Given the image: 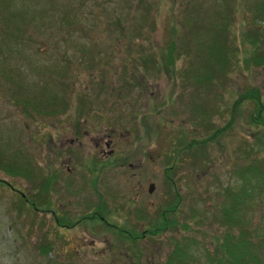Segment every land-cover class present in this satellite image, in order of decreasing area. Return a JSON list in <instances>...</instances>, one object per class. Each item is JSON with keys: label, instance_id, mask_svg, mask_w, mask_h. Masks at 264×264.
Returning <instances> with one entry per match:
<instances>
[{"label": "rangeland", "instance_id": "374dc122", "mask_svg": "<svg viewBox=\"0 0 264 264\" xmlns=\"http://www.w3.org/2000/svg\"><path fill=\"white\" fill-rule=\"evenodd\" d=\"M12 1L16 6L20 0L6 1L7 6ZM29 1L35 6L41 2H58ZM74 1L81 4L82 12H85L76 16L75 12H71L70 20L91 28L96 21L88 16V12L95 13L102 21L100 24L109 27L104 21L110 22L116 16L121 18L124 15L140 17L144 15V6H147L148 14L144 16L147 21L141 33L134 35L135 48L147 46L152 49L163 45L168 38V23L171 19L177 27L179 38L190 32V22L195 21L193 14L198 13L203 17V23L208 19L214 25H221L228 18V36L238 46L239 56L243 51L249 54L254 47L249 42L252 33H246V30L255 29L260 18H254L253 11L256 6H264V0H127L126 3L123 0ZM224 2L227 3L225 7ZM185 4L188 9H184ZM48 8L60 13L59 7ZM33 11L30 7L24 8L27 14ZM218 12H224L225 15L219 17ZM182 13L181 19L186 15L188 19L179 20ZM121 21L129 23L127 20ZM61 27L58 24L46 25L45 32L52 30L53 37L61 42L65 37V25L63 29ZM34 28L25 29L30 43L20 40L11 42L20 51L31 53L35 62L38 59L46 61L50 65L49 74L60 69L58 76L52 73L53 76L46 78L49 82L47 87L55 91L57 98L63 97L66 106L61 107V102H58L56 113L43 114L31 110L30 114H26L14 101L18 94L13 89H7L4 85L7 81L0 77L1 163L11 162L16 168L26 170L24 173L12 174L0 165V180L3 181H0V264H162L173 240L186 234L193 235L197 240L195 244L190 242L195 263L207 264L202 254L204 248L209 247L211 232L217 228L215 223L208 222L211 221V210L222 198L219 187L230 184L237 186L240 179L232 174V170L242 164L247 155L250 157L255 154L253 152L258 146L255 145L256 137L261 141L259 147L262 148V151L256 152H263L264 160V129L246 122V107L239 112L238 120L234 121L220 142L208 147L211 158L218 160L216 163L213 161L204 167L201 158H196L193 161L184 160L175 169L173 178L180 192L175 216L180 223L176 228L159 235L146 236L132 242L124 241L114 238V230L98 219H81L69 227L57 226L50 211L22 210L19 203L25 197L20 192L26 197L33 196L36 190L34 183L42 175L50 180V174L55 172L56 180L47 195L52 199V207L62 221H73L90 209L82 199L89 197L90 202L97 204L98 196L101 195L102 205L105 206L103 216L107 222L135 229L145 227L155 209L169 197L163 178L164 154L170 151L176 137L180 138L182 132L190 137L196 131L188 119L184 121L185 114L189 116L190 113L187 106L190 101H187L190 98L188 91L193 92L196 99L211 105L213 121L221 123L227 115V105L238 90L255 84L264 99V63L244 67L240 61L226 75L217 77L208 94H201L202 87L195 76L187 75L182 77L185 82L181 80L182 69L187 66L196 67L198 59L180 57L176 61L174 75H171L170 70L165 71L161 64H158L160 68L156 71L143 68L139 61L138 67L142 72L135 71L132 74L131 67L123 69L125 59L119 56L108 62L88 63L82 61L83 56L80 59L77 52L73 55L70 51L75 49L83 55L88 53V49L83 46L86 45L84 39L101 38L96 40L101 50L107 47L108 41L117 38L108 30L100 31L101 28L97 30L95 26L89 34L72 32L73 38L78 34L80 37L68 48L67 58L70 57V63L62 64L49 57V50L42 46L44 36ZM3 30L0 26L1 42L6 40ZM197 30L198 33L194 34L197 39L198 36L201 41L209 38L210 33L204 24L202 30L198 27ZM241 38L244 39L243 45L239 44ZM260 40L256 48L264 53V38L260 37ZM1 45L3 49L0 56H4L7 42ZM120 45L128 46L124 42ZM193 46L197 47L195 40ZM11 53L13 56L5 57L2 61L9 59L5 63L12 74L16 70L24 72H18L20 79L14 83L12 81V84L20 89L21 81L34 83L35 90L31 94L37 96L35 91L42 85V73L37 70L33 74L25 71L18 54L13 50ZM65 67H68L67 70ZM191 82L199 88L194 89ZM23 88L26 90L27 85ZM36 98L40 99V94ZM82 98L87 99V106H83V111L77 116V107L82 106ZM244 135H248L247 142L254 143L251 145L253 148L256 146L250 153L241 147ZM97 161L101 162V167H94ZM97 168L100 170L96 175ZM151 182L153 188L148 191ZM42 201L39 197L38 202ZM243 217L264 230V203L245 209ZM182 222L187 226L180 225ZM38 244L44 246L37 247Z\"/></svg>", "mask_w": 264, "mask_h": 264}, {"label": "trees", "instance_id": "16d2710c", "mask_svg": "<svg viewBox=\"0 0 264 264\" xmlns=\"http://www.w3.org/2000/svg\"><path fill=\"white\" fill-rule=\"evenodd\" d=\"M6 1L9 0H0V26L4 29L2 32L4 34L3 36L6 38V40H3L2 42L0 40V53L3 49L1 44H6L7 42L3 53L4 56H0V77H4V80L7 81L5 84L3 83L7 89H13L14 91H12L15 94H18V96L14 98V101L16 104L20 105L21 109L26 114H30L31 110L43 114L56 113L59 108V106H56L58 102H61V107L66 106V102L62 99L63 97L58 96L57 98L55 91L50 90L47 87L49 82L46 78L53 76L52 73H54L51 71L49 74L50 65L48 63L47 65L45 63L46 61L44 62L43 59H38V62H35L31 53L27 54L25 51H20V48L16 47L11 42L20 40L24 43H30V37L27 35L28 33L25 32V29L28 27H35L34 30L41 36H44L42 39V46L44 49L49 50L47 54L52 60L56 59L58 62L61 61L62 64L70 63V57L67 58L68 48L73 46L74 42H77L80 37V34H78L76 38H73L72 32L76 31L89 34L90 30L95 26L97 30L101 28L100 31H102V29L108 30L110 34H115L117 38L115 41H108L107 47L101 50H99L100 45L98 41H96L101 40V38L93 40L92 38L84 39V44L86 45H82L88 49V53L84 54L86 57L78 52V50L72 49L70 51L73 55L77 52V56L80 59L83 56L82 61H88V63L99 64L103 61L108 62L119 56L125 59L122 64L123 69H125L126 66L131 67L132 74L135 73V71L142 72L138 67L137 62L139 61L141 65H143V68L149 70L153 68L156 71L160 68H158V64H161L165 71L170 70L171 75H174L176 74V61L180 57L187 56L190 60L198 59L199 64L196 67L187 66L182 69L181 80L185 82V78L182 77L187 75L195 76L196 81H199L202 87V89H200V92H202L201 94H208L213 89L210 88L212 84L217 81V77L220 78L226 75L235 64L237 65L240 61L243 63L244 67L250 64L264 63V53L262 50L256 48L260 44V37L264 38L263 4L256 6V9L253 11L254 18H260L258 19V24L255 29L246 30V33L248 31L252 33V39L249 42L254 47L249 54H246L243 51L242 55L239 56L238 46L235 45L232 41L233 39L228 36L227 29L228 23L230 22L228 18L226 20L227 22L224 21L221 25H214L208 19L203 23V17H200L198 13L194 15L191 12L195 17V21L190 22V32L187 33V36L184 34L182 37L178 38L177 27L174 26L173 20L171 19L168 23V38L163 45L161 44L160 47L152 49L147 46L135 48L133 47L135 46V44H133L135 42L133 41L135 37L134 35L139 32L141 33L142 26L147 21V17H144L148 14L147 6H144V15L142 14L140 17H129L124 15L121 16V18L116 16V18L111 19L110 22L104 21L109 27L100 24L102 21L99 20L95 13H93V15L88 12V16L96 21V24L91 28L82 26L80 22L70 20L71 12H75L74 16L85 12L84 10L82 12V5L77 4L78 2L74 0H58L57 3L49 2L48 4H43L41 2L39 6H35L29 0H20L16 6L12 4V1L9 6H7L8 3ZM123 1L125 3L127 2V0ZM208 5L211 6L210 3ZM52 6L59 7L60 13L52 12L53 10L50 11L48 7ZM223 6H227V3L224 2ZM29 7L34 11L27 14L24 12V8ZM184 9H188L187 4L184 5ZM87 10L90 11V9ZM259 12H261V14H259ZM218 14L219 17L225 15L224 12H218ZM83 15L86 16V14ZM172 18L175 19V16H172ZM181 18H183V13L182 16L179 17V20L188 19L187 15L184 19ZM196 18H199L198 22L200 23V27L199 23H196ZM121 20H127L129 23H124ZM57 24L58 26H62L61 29H63V25H65V37L61 42L59 41L60 39L54 38L55 36L53 37L54 34L52 30L45 32L46 25L55 26ZM203 24L210 33L208 35L209 38L206 41H201L202 39H200L199 36L197 39L194 35L198 33L197 27L199 30H202ZM193 40L197 42V47L193 46ZM121 42H124L128 46L121 47ZM239 42V44L243 45L244 39L241 38ZM95 45H97V47ZM77 48L80 49L79 47ZM11 50L18 54L20 60L23 62L25 71L27 70L29 73L33 74V72L36 73L37 70L42 73L43 77L40 78L42 81L40 84L42 85L35 91L38 93L37 96L40 94V99L31 94V92L35 90L33 86L34 83L21 81L20 89L12 84V81L14 83L16 80L20 79L19 77L23 70L21 72L17 70L13 71L12 74L8 64L5 63V61L9 59L2 61L5 57L9 58L10 56H13ZM153 52H155V54ZM94 53L97 54L94 55ZM128 62L130 64H128ZM18 72H20V74ZM23 73L24 72H22V74ZM60 73L61 71L59 69L54 75L57 74L58 76ZM134 83L137 84V82ZM25 84L27 85L26 90L23 88ZM218 84L220 85L219 80ZM192 86L194 89L199 88V86L196 87V83ZM18 91L22 93H18ZM188 92L190 93V98L187 101H190L187 102V106L190 113L189 116L187 115L188 113L185 114L184 121L188 119L193 127L196 128V131L192 132L190 137H186L184 132H182L180 138L176 137L170 151L164 154L165 166L163 168V178L169 197L159 204L151 218H148V223L145 227L135 229L125 225H117L107 222L106 218L103 216L105 206L102 205L103 202L102 200L100 201L99 196L97 204L87 201L86 207H89L90 209L87 210L86 213L80 215L79 218L77 217L73 221H62V219L58 217L56 210L52 207V199L47 195L50 187L53 186L54 180H56L55 177L57 174L55 172L50 174L52 175L50 180L46 175H42L40 179L34 183L36 190L32 193L33 196L26 197V195L22 193L25 197L24 201L19 203L22 210L31 209L36 212L50 211L57 226L61 227L73 226L81 219H98L103 222V224L105 223L106 226H109L108 228L112 229V231L114 230V238L122 239L124 241L129 240L131 242L135 239L139 240L146 236L159 235L162 232L176 228L180 223L175 216L180 202V192L173 178L175 169L178 166H181L184 160L193 161L192 159L196 160V158H201L204 167L209 166L214 159L211 158V155L208 152V147L212 145V143L220 142L234 121L238 120L239 112L243 107H246L247 109L245 118L246 122L250 125L262 127L264 129V99L262 98L260 88L255 84H250L236 92L233 100L227 105V115L221 123L213 121L211 114L213 109H211V105H207L204 101L196 99L193 92ZM22 94H24V96L21 98L20 96ZM218 96L219 95L216 97ZM80 104L82 106L77 107V116L83 111V106L86 108L87 99L82 98ZM247 136L248 135L243 136L241 147L245 149L246 153H250L256 146L253 148L251 145L254 143L246 141ZM107 140H109L108 137ZM255 145H258L256 151H262V148L259 147L261 141L257 137ZM256 151L253 152L255 153L253 156H250L251 158L247 155L242 164L233 168L232 174L238 176V179H240L237 186H231L230 184L223 186L222 188L219 187V195H222V198L216 205H214L213 210H211V221L208 222V224L215 223L217 228L215 231L211 232L209 247L204 248L202 254L203 257H205V262L207 264H264V230H262V227L258 224L255 225L252 223V220L243 217L245 209L247 210L249 207L251 208L254 204L256 206L264 203L263 152L260 154ZM2 160L0 159V165L3 166L2 169L6 172H12V174L26 172L25 169L16 168L11 162L1 163ZM217 161L218 160L214 162L216 163ZM96 166L101 167V162H98L94 167ZM98 170L100 169H95L96 175ZM0 181H2V179ZM97 195L99 194L97 193ZM39 197L43 200L41 203L38 202ZM25 203L27 205H25ZM92 205L93 207L91 208L90 206ZM203 216L204 215H202V218ZM137 217H139V213ZM180 225L183 227L187 226V224L183 222ZM190 242L193 244L197 242L193 235L190 234L181 236L179 239H174L172 246L164 256L162 264H196L194 254L191 251ZM43 246L38 244L37 247ZM43 254H45V252Z\"/></svg>", "mask_w": 264, "mask_h": 264}, {"label": "flooded vegetation", "instance_id": "af4514ba", "mask_svg": "<svg viewBox=\"0 0 264 264\" xmlns=\"http://www.w3.org/2000/svg\"><path fill=\"white\" fill-rule=\"evenodd\" d=\"M103 142H105V144H108L107 142H106V140H102ZM100 151L101 152H103L104 150L101 148L100 149ZM101 154V153H100ZM101 172V171H100ZM21 196H23L24 194H20ZM101 195H99V197H100ZM89 198V197H88ZM87 197H85L84 199H82L81 201H85V202H87V201H90V199H88ZM99 200V199H98ZM100 201H101V198H100Z\"/></svg>", "mask_w": 264, "mask_h": 264}, {"label": "water", "instance_id": "95a60500", "mask_svg": "<svg viewBox=\"0 0 264 264\" xmlns=\"http://www.w3.org/2000/svg\"><path fill=\"white\" fill-rule=\"evenodd\" d=\"M152 188H153V183L151 182V183L148 184V188L147 189H148V191H151Z\"/></svg>", "mask_w": 264, "mask_h": 264}]
</instances>
